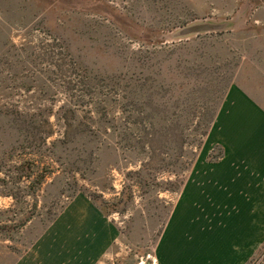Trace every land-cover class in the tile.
<instances>
[{
    "label": "rangeland",
    "instance_id": "1",
    "mask_svg": "<svg viewBox=\"0 0 264 264\" xmlns=\"http://www.w3.org/2000/svg\"><path fill=\"white\" fill-rule=\"evenodd\" d=\"M256 11L0 0V264H264V191H218L211 138Z\"/></svg>",
    "mask_w": 264,
    "mask_h": 264
},
{
    "label": "crops",
    "instance_id": "2",
    "mask_svg": "<svg viewBox=\"0 0 264 264\" xmlns=\"http://www.w3.org/2000/svg\"><path fill=\"white\" fill-rule=\"evenodd\" d=\"M253 16L257 27L249 29L230 19L241 60L211 135L226 149L215 169L218 191H264V11Z\"/></svg>",
    "mask_w": 264,
    "mask_h": 264
},
{
    "label": "water",
    "instance_id": "3",
    "mask_svg": "<svg viewBox=\"0 0 264 264\" xmlns=\"http://www.w3.org/2000/svg\"><path fill=\"white\" fill-rule=\"evenodd\" d=\"M209 30H213L211 25H203V26L187 29L184 33L190 34V33H195V32L209 31Z\"/></svg>",
    "mask_w": 264,
    "mask_h": 264
}]
</instances>
